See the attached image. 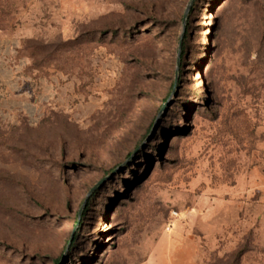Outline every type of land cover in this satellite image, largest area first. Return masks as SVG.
Instances as JSON below:
<instances>
[{
  "label": "rangeland",
  "instance_id": "obj_1",
  "mask_svg": "<svg viewBox=\"0 0 264 264\" xmlns=\"http://www.w3.org/2000/svg\"><path fill=\"white\" fill-rule=\"evenodd\" d=\"M0 264H264V0H0Z\"/></svg>",
  "mask_w": 264,
  "mask_h": 264
},
{
  "label": "crops",
  "instance_id": "obj_2",
  "mask_svg": "<svg viewBox=\"0 0 264 264\" xmlns=\"http://www.w3.org/2000/svg\"><path fill=\"white\" fill-rule=\"evenodd\" d=\"M235 202V201H233ZM236 203V202H235ZM199 207H200V212H202V216L204 219H208L207 221H204V226L206 227L207 225H212V218L214 216H219L226 214V205L224 204V201H221L220 199L214 198L213 200H205V199H200L199 201ZM235 213L241 210L242 204L241 205H236L235 206ZM238 216V214H237ZM217 223V224H216ZM215 224L218 225L219 222H216Z\"/></svg>",
  "mask_w": 264,
  "mask_h": 264
},
{
  "label": "trees",
  "instance_id": "obj_3",
  "mask_svg": "<svg viewBox=\"0 0 264 264\" xmlns=\"http://www.w3.org/2000/svg\"><path fill=\"white\" fill-rule=\"evenodd\" d=\"M113 170V168H111V171ZM80 220H81V217L78 219V222H80Z\"/></svg>",
  "mask_w": 264,
  "mask_h": 264
},
{
  "label": "water",
  "instance_id": "obj_4",
  "mask_svg": "<svg viewBox=\"0 0 264 264\" xmlns=\"http://www.w3.org/2000/svg\"><path fill=\"white\" fill-rule=\"evenodd\" d=\"M147 174H148V173H146V175H145V176H147Z\"/></svg>",
  "mask_w": 264,
  "mask_h": 264
}]
</instances>
